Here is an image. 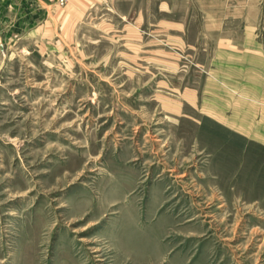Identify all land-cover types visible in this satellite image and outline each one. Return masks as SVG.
<instances>
[{
  "label": "rangeland",
  "instance_id": "374dc122",
  "mask_svg": "<svg viewBox=\"0 0 264 264\" xmlns=\"http://www.w3.org/2000/svg\"><path fill=\"white\" fill-rule=\"evenodd\" d=\"M32 1L0 48V264H264V0Z\"/></svg>",
  "mask_w": 264,
  "mask_h": 264
},
{
  "label": "crops",
  "instance_id": "0c3cea01",
  "mask_svg": "<svg viewBox=\"0 0 264 264\" xmlns=\"http://www.w3.org/2000/svg\"><path fill=\"white\" fill-rule=\"evenodd\" d=\"M49 8L50 3L32 0H0V48L23 39L26 30L39 31L40 22L52 15Z\"/></svg>",
  "mask_w": 264,
  "mask_h": 264
},
{
  "label": "built area",
  "instance_id": "2783aa9c",
  "mask_svg": "<svg viewBox=\"0 0 264 264\" xmlns=\"http://www.w3.org/2000/svg\"><path fill=\"white\" fill-rule=\"evenodd\" d=\"M56 3V5H60V6H63L64 3H65V0H52Z\"/></svg>",
  "mask_w": 264,
  "mask_h": 264
}]
</instances>
